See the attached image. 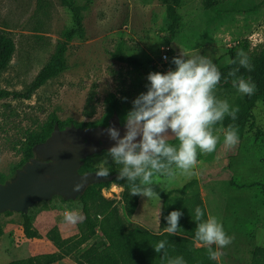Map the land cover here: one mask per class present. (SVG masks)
<instances>
[{
    "label": "rangeland",
    "instance_id": "obj_1",
    "mask_svg": "<svg viewBox=\"0 0 264 264\" xmlns=\"http://www.w3.org/2000/svg\"><path fill=\"white\" fill-rule=\"evenodd\" d=\"M82 7L84 37L67 46L66 68L36 89L30 98L0 99V173L9 174L12 164L21 158L20 145L30 134L41 133L50 115L76 122H95L104 113V97L115 93L121 109H132L133 101L150 87L149 73L158 72L153 62L169 47L182 58L206 57L221 70L230 63L227 53L241 39L249 43L246 54L255 55L264 47V0H182L178 8V30L169 45L164 43L170 20L167 0H78ZM72 25L70 11L59 0H0V33L10 36L15 51L8 66L0 71V89L24 92L54 51L62 31ZM118 45L137 65L110 56ZM173 68L171 71H174ZM214 101L226 100L239 108L236 118L225 115L209 125L218 137L216 150L204 153L197 147V164L185 172L168 157L159 161L165 168L157 171L150 163L151 183L167 194L193 226L209 216L217 218L232 242L223 248L214 246L219 264H252L255 250L264 248V103L258 101L245 115L241 112L244 95L236 88L215 86ZM214 106H218L214 103ZM229 127L239 132L235 146L225 144ZM179 149L180 141L167 142ZM98 167L122 170L112 155ZM171 172V175L168 173ZM142 182L143 176L138 177ZM143 183V182H142ZM123 188L110 184L102 194L122 208ZM162 198L140 195L133 215L127 220L158 232ZM204 211L200 221L195 209ZM69 207V208H68ZM65 210L80 215L81 203L64 202L55 197L36 203L28 213L34 216L41 240L25 239L20 232L21 215H1L0 222L12 219L9 240L0 242V264L27 255L28 246H43L39 254L56 251L45 236L49 227L61 224L60 234L77 231L76 223L64 220ZM51 211V218H35ZM151 222L156 225L152 226ZM155 228V229H153ZM103 239L97 233L90 242ZM197 246H207L196 241ZM46 246V247H45ZM53 251V252H54ZM52 264H74L71 257Z\"/></svg>",
    "mask_w": 264,
    "mask_h": 264
},
{
    "label": "trees",
    "instance_id": "obj_2",
    "mask_svg": "<svg viewBox=\"0 0 264 264\" xmlns=\"http://www.w3.org/2000/svg\"><path fill=\"white\" fill-rule=\"evenodd\" d=\"M59 1L61 5L70 11L72 25L62 31V39L58 40L49 59L38 71L27 89L24 92L0 89V99L8 97L28 99L48 79L57 76L65 70V54L68 44L75 38L79 37L83 39L84 37L82 26L83 13L78 0ZM181 2L182 0H167L166 16L170 20V23L167 27L168 35L164 38L166 45H169L176 36L178 30V8ZM248 47V40L241 39L235 46L228 49L227 53L230 61L236 60L237 62L236 64L229 63L219 70L221 80L216 85L223 90L234 88L232 85L234 77L229 76L228 73L236 68H239V71L236 73L237 76H243L245 79L251 78L252 82L256 85V91L251 96L244 95L241 112L245 115L249 114L256 102L261 101L264 103V47L258 54H247L253 66L251 71L241 67L239 58L236 56L240 50L246 53ZM14 51V40L10 36L0 33V71L8 66ZM110 56L127 62L130 65H137V61L134 58L124 53L122 45H118L115 51L110 52ZM174 58L187 60L171 52L168 64L172 69H176L177 67L173 62ZM103 101L105 104L104 113L95 122H76L71 118L62 120L53 112L49 120L43 125L41 133L30 134L22 141L20 145V160L12 164L9 174L0 173V182L11 176L16 168L32 156L33 145L44 141L50 135L55 122L59 124L60 128L70 123H74L79 127L95 126L98 124L106 125L114 110L118 112L121 121H124L127 113L132 110L121 109L118 97L112 92L107 93ZM237 133L240 137L239 132ZM110 155L107 152H102L85 158L79 171L97 170L99 168L97 166L98 162ZM109 171L110 174L115 173L111 181L88 186L84 193L77 200H74L81 203V219L76 223L77 232L75 234L62 237L57 225L52 226L46 232V238L54 245L56 251L15 259L5 264H52L65 257H71L76 264H168L169 260H174L177 257H183L186 264H219L216 259H210L208 246L196 245V241H198L195 239L197 227L193 226L184 214L178 219L176 234L170 235L167 233L166 229L170 226L167 220L169 214L172 211H182L173 204L160 187L154 184H144L138 177L135 181H130L127 177L120 179V170L109 169ZM112 183L123 188L122 208L113 199L106 198L102 194V188ZM133 186L142 189L151 187L162 198L160 230L158 232H154L139 224L129 223L127 220V218L133 215L140 197V195L130 194V189ZM13 213L6 211L0 214V216L3 214L11 215ZM19 214L22 219L20 224L24 236L28 239L41 238L42 235L33 224L34 216L29 213ZM97 233H100L103 239L90 242ZM2 234L3 229L0 222V236ZM161 240L166 241L165 247L160 252H156L154 246ZM212 250L215 251L214 246H212ZM252 264H264V248L255 250Z\"/></svg>",
    "mask_w": 264,
    "mask_h": 264
},
{
    "label": "clouds",
    "instance_id": "obj_3",
    "mask_svg": "<svg viewBox=\"0 0 264 264\" xmlns=\"http://www.w3.org/2000/svg\"><path fill=\"white\" fill-rule=\"evenodd\" d=\"M241 67L251 71L253 66L250 58L243 51L237 52ZM177 66L174 71L166 73L152 72L148 75L150 87L147 92L141 93L134 101L133 108L125 117L126 135L118 140L116 146L110 149V154L117 164L125 167L120 171L119 178L127 177L135 181L143 176L144 184L151 183V171L145 170V165L150 163L152 169L160 171L165 164L159 157H168L169 163L189 172L197 164L199 147L202 152L210 153L216 150L218 137L209 130V125L222 121L225 115L236 118L239 108H231L226 100L214 101L211 95L214 87L220 82L221 74L212 61L206 57L189 58L183 60L174 58ZM236 60L230 61L236 64ZM239 68L228 73L234 77L232 85L241 94L251 96L256 91V85L251 78L245 79L237 76ZM214 103L218 106H214ZM175 133L180 141L179 149L170 146L168 132ZM113 139L118 137L114 128L109 129ZM137 136L141 139L135 142ZM239 142L235 128L229 127L225 132V144L229 147ZM139 149V152L136 150ZM172 173L169 172L168 175ZM110 171L107 167H99L96 176L108 177ZM83 186L77 183L73 190L79 191ZM131 195H143L148 198L159 195L151 187L140 188L133 186ZM183 215L180 211H172L167 217L169 227L166 229L170 235H175L178 229V219ZM204 211L197 206L194 219L200 221ZM81 217L78 213L65 212L64 220L75 224ZM195 239L208 246L210 259H217L220 253L213 251L212 246L223 248L232 242V237L226 235L223 225L214 216H209L205 222L199 223L195 232ZM166 241L161 240L154 248L160 252L165 247ZM168 264H186L183 257L169 260Z\"/></svg>",
    "mask_w": 264,
    "mask_h": 264
},
{
    "label": "water",
    "instance_id": "obj_4",
    "mask_svg": "<svg viewBox=\"0 0 264 264\" xmlns=\"http://www.w3.org/2000/svg\"><path fill=\"white\" fill-rule=\"evenodd\" d=\"M114 128L118 137L113 139L109 131ZM125 120L121 121L116 110L106 125L76 126L74 123L59 127L54 123L50 135L32 147V156L13 174L0 182V214L9 211L28 213L36 203L60 197L65 201L77 200L85 189L96 183L111 181L108 177H97V170L80 172L84 159L110 149L126 135ZM141 138L137 136L135 142ZM176 140L175 133L168 132V141ZM139 152V149L136 150ZM83 186L79 191L73 188Z\"/></svg>",
    "mask_w": 264,
    "mask_h": 264
},
{
    "label": "crops",
    "instance_id": "obj_5",
    "mask_svg": "<svg viewBox=\"0 0 264 264\" xmlns=\"http://www.w3.org/2000/svg\"><path fill=\"white\" fill-rule=\"evenodd\" d=\"M69 208V207H68ZM65 212H69L68 210H65ZM50 213H51V211H43L41 214H39L37 217L35 216V218L37 219V218H41L42 216V219L44 218V220L47 222V221H49V219L51 218V215H50ZM15 214H17V213H13V215H15ZM12 215V214H11ZM1 224H2V229H3V234L0 236V242H2L4 239H6V240H9L10 239V237L12 236L11 235V230L13 229V227H14V222L12 221V219H6L5 221H3V222H1ZM33 224H34V226L36 227L37 225H36V223L35 222H33ZM58 225V228H59V230L62 232V229L64 228V223H61V222H58L57 223ZM59 224H61L62 226H63V228H60V225ZM151 224H152V226H156V225H154L152 222H151ZM49 228H51V226L49 227ZM19 229H20V232H23L22 231V227H21V224H19ZM153 229H155V228H153ZM49 229H46L45 230V233L48 231ZM39 231V233L40 234H43L40 230H38ZM77 231H71L70 233H67V234H62V237H68V236H71V235H73V234H75ZM157 232V231H156ZM10 236V237H9ZM26 240H27V238H25ZM33 240H41V238H32ZM5 241V240H4ZM49 241V240H48ZM43 246H35V247H30V246H28V249H27V255L25 256V257H27V256H31V255H37V254H39L38 252H35V249H37V250H40L41 248H42ZM46 247V246H45ZM1 249V248H0ZM54 251V250H53ZM53 251H51V252H53ZM65 258H68V257H65ZM65 258H63V259H61V260H64ZM74 264H76L75 262H74Z\"/></svg>",
    "mask_w": 264,
    "mask_h": 264
},
{
    "label": "built area",
    "instance_id": "obj_6",
    "mask_svg": "<svg viewBox=\"0 0 264 264\" xmlns=\"http://www.w3.org/2000/svg\"><path fill=\"white\" fill-rule=\"evenodd\" d=\"M169 55V47L165 46V50L154 60L153 65L158 72L166 73L172 70V67L168 64Z\"/></svg>",
    "mask_w": 264,
    "mask_h": 264
}]
</instances>
